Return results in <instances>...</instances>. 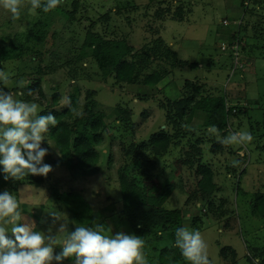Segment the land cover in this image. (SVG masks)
<instances>
[{
	"label": "rangeland",
	"instance_id": "1",
	"mask_svg": "<svg viewBox=\"0 0 264 264\" xmlns=\"http://www.w3.org/2000/svg\"><path fill=\"white\" fill-rule=\"evenodd\" d=\"M30 7V0H21L20 18L14 22L0 5V53L8 45L9 58L15 54L13 39L42 22L24 57L0 68L10 77L0 88L16 99L36 103L37 115L70 110L72 116L64 117V122L72 127L93 97L94 111L105 114L106 128L96 148L97 166L84 170L56 166L62 161L61 153L49 132L45 134L41 147L48 154L43 162L53 170L47 177L35 176L42 181L39 187L28 180L33 175L10 179L7 187L20 203L24 218L20 223L34 222L36 231L47 234L52 226L50 213L56 212L68 223L69 231L102 224L112 231L107 235L121 231L135 235L121 217L120 173H128L150 205L182 211L184 221L179 227L201 232L211 264H230L236 258L237 264H257L249 256L254 255L253 250L264 251V217L254 211L264 198V23L260 21L264 19V0L256 11L259 16L253 19L249 12L243 18L241 0H159L155 4L150 0H62L47 13L42 9L32 13ZM161 9L171 10L163 20L156 15ZM234 18L243 19L241 26L250 22L239 57L234 55L231 41L239 27L222 25ZM21 24L25 31L17 29ZM91 37L124 41L132 49L125 59L138 62L134 82L120 83L116 75L107 77L100 71L92 49L85 44ZM162 38L178 56L167 59L163 55L158 49L160 42L166 46ZM202 47L210 50L205 52ZM184 60L189 66L178 63ZM195 63L199 67L192 66ZM164 71L167 74L159 84L145 82L146 77ZM21 79L28 82L23 96L17 88ZM210 97L223 98L226 109H234L223 130L218 129L219 136L208 133L206 112L195 110L199 101ZM73 98L74 109L66 106V99ZM188 99L191 102L186 105ZM237 131L250 132L252 142H220ZM160 134L168 135L171 143L166 153L156 155L149 144ZM141 145H147L144 159L154 167L148 175L136 156ZM233 161L238 163L233 166ZM200 166L212 173L215 189L211 197L199 194L200 179L207 176L200 173ZM56 193L81 195L93 210L89 223L78 224ZM179 227L167 231L160 226L139 236L145 240L142 251L147 264H159L164 248L172 249L174 264H191L175 247ZM227 247L236 249L237 255L229 253L225 262L221 251ZM61 251L56 246L53 254ZM64 260L62 264H74V260Z\"/></svg>",
	"mask_w": 264,
	"mask_h": 264
},
{
	"label": "clouds",
	"instance_id": "2",
	"mask_svg": "<svg viewBox=\"0 0 264 264\" xmlns=\"http://www.w3.org/2000/svg\"><path fill=\"white\" fill-rule=\"evenodd\" d=\"M62 0H30V11L42 9L47 13L57 8ZM0 5L12 14L13 21L20 18L21 0H0ZM25 31L24 25H17ZM9 74L0 70V83L9 82ZM27 81H17V88L24 89ZM23 95V91H20ZM32 91L29 90V95ZM66 99V106L70 105ZM38 105L15 98L12 92L0 88V166H3L4 180H22L28 175L44 176L53 170L44 163L48 149L42 148L49 126L55 127L58 120L51 114L37 115ZM211 135L219 136L216 126L207 129ZM253 136L248 131L231 132L220 140L224 145H246ZM238 162L233 161V166ZM52 226L47 234L35 230L34 222L20 223L24 218L17 197L5 190L0 192V264H62L69 257H75L74 264H147L142 249L145 240L134 234L111 231L102 224L95 229L76 227L68 230V223L60 214L51 212ZM55 229V232L53 231ZM112 232V231H111ZM9 233L11 234L10 238ZM60 234H64L60 238ZM160 235H163L161 232ZM62 251L54 255V248ZM175 247L191 264H211L208 245L199 230L179 228L175 232Z\"/></svg>",
	"mask_w": 264,
	"mask_h": 264
},
{
	"label": "trees",
	"instance_id": "3",
	"mask_svg": "<svg viewBox=\"0 0 264 264\" xmlns=\"http://www.w3.org/2000/svg\"><path fill=\"white\" fill-rule=\"evenodd\" d=\"M157 2H159V0H150V4H155ZM75 5L77 7V3H75ZM262 5L263 0H254L252 4L254 8H249L246 14L249 12V14H251V19L258 17L259 14L256 11ZM39 11L41 10L39 9ZM169 12H171L170 9H167L166 11L165 9H161V11H158L156 15L160 17V20H163L164 16L167 15L166 13ZM263 20L264 19L260 21L264 23ZM41 24L42 22L39 20L29 33L27 32L25 34H21L16 36L17 38L13 39L12 44L14 45L13 48L15 50L13 57H7L5 50H7L8 45H3L2 52L0 53L2 59L0 68L4 66V63H12L14 62L13 60L24 57L32 38L36 36L37 27ZM249 24L250 22H247L245 25L240 26L239 31L232 36L231 41L234 42L237 39L244 41L245 38L247 39ZM162 40L164 41V45H166L165 47L162 46L163 42H157H160V48L158 49L164 51L163 55H165L167 59L170 57L173 58L175 55L178 56V51H175L171 47L167 46V42L163 38ZM3 41L6 42L5 39H3ZM85 44L87 47L92 49L97 65L105 76L108 77L114 74L120 83H132L135 81L133 79V74L138 66V62H130L125 59L126 56L132 54V49L124 41H107L98 37H91ZM184 61L182 63L178 61V63H180L181 66H189V63ZM192 66L199 67V64L195 63V65L192 64ZM164 74H167L166 71L161 73L155 72L151 76L146 77L145 82L147 84L157 85L163 79ZM25 88L18 91H23V95H26ZM58 99L59 98L56 97L54 101L55 104H57ZM70 101V107L74 109L73 107H75L76 100L73 98ZM190 102L191 101L189 99L185 101L186 105ZM95 106L96 103L93 100V97H90L86 110L81 116L76 117L75 120L77 123L75 122L73 127L64 122V117L72 116V114H70V110L62 111L60 113L54 111L52 113L44 112L41 114V116L51 114L58 120L57 126H49L48 131L50 138L55 141L62 156V161L56 163V166L66 165L70 170H72L74 166H76L78 170L91 169L97 166L99 162V153L96 148L101 145L104 139L103 130L106 128V123L105 114L96 113L94 111ZM196 109L204 111L208 115L205 126L210 127L214 125L219 130H223L228 121V117H230L234 112L233 108H230L229 110L226 109L225 99L219 97H210L199 101L195 105V110ZM182 115L183 113L181 114V118H183ZM170 143L171 139L168 135L160 134L153 136L149 145H152V151H154L156 155H163L168 151ZM147 150V145L137 147L136 156H139L143 166H145L144 174L148 175L154 167L150 162L144 159L145 152ZM199 170L202 175L204 172L207 173V176L200 179L198 184L200 189L199 194L201 196L206 195L211 197L213 190L215 189V185L212 183V173L207 167L200 166ZM3 177V167L0 166V192L7 190V187L10 184V179L5 181ZM28 180L38 187L42 185V181L39 180V178L37 179L35 176L28 178ZM120 188L123 203L121 217L131 225L135 235L141 236L149 233L152 228H159L160 226H163L167 231H174L184 221L182 211H171L150 205L148 203V196L140 188V186L130 178L128 173H120ZM56 197L69 209V212L72 214V218L78 224L87 225L89 223V220L93 215V210L81 195L76 193H56ZM254 211L257 215L262 218L264 217V198L259 200V204L254 207ZM253 252L254 255L252 257L249 256V260L257 261V264H264V251L258 250L255 252L253 250ZM229 253H231L234 257L237 255L236 249L234 250L231 247L222 249L221 257L225 262H228L226 260L228 259L227 255ZM73 260H75V257H69L64 260V263H68ZM176 261L177 260L172 249L164 248L160 252L159 264H174ZM237 263V258L236 260L230 262V264Z\"/></svg>",
	"mask_w": 264,
	"mask_h": 264
},
{
	"label": "built area",
	"instance_id": "4",
	"mask_svg": "<svg viewBox=\"0 0 264 264\" xmlns=\"http://www.w3.org/2000/svg\"><path fill=\"white\" fill-rule=\"evenodd\" d=\"M253 2H254V0H241V6H242V8H244L243 10H245V11H243V13H242V16H243V18H244V16H245V13H246V11L252 6V4H253ZM241 16V17H242ZM240 17V18H241ZM242 23H243V19H239V18H234V19H232V20H229V19H226V20H224L223 22H222V25L223 26H236V27H240L241 25H242ZM243 40H240V39H237V40H235L233 43H234V45H233V47H232V49H233V53H234V55H236L237 57H239V55L240 54H238V52H239V48H240V50H241V46H242V44H243ZM236 43V44H235ZM226 48L224 47V49L223 50H225Z\"/></svg>",
	"mask_w": 264,
	"mask_h": 264
},
{
	"label": "crops",
	"instance_id": "5",
	"mask_svg": "<svg viewBox=\"0 0 264 264\" xmlns=\"http://www.w3.org/2000/svg\"><path fill=\"white\" fill-rule=\"evenodd\" d=\"M163 31V30H162ZM164 39V38H163ZM226 40V39H225ZM173 46V45H172ZM203 48V47H202ZM207 47H204L203 49L205 50V52H206V50H210V48H208V49H206Z\"/></svg>",
	"mask_w": 264,
	"mask_h": 264
}]
</instances>
